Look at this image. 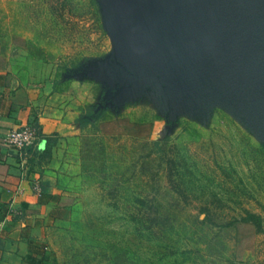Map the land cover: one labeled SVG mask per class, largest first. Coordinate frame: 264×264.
Here are the masks:
<instances>
[{"label":"rangeland","instance_id":"rangeland-1","mask_svg":"<svg viewBox=\"0 0 264 264\" xmlns=\"http://www.w3.org/2000/svg\"><path fill=\"white\" fill-rule=\"evenodd\" d=\"M137 2L0 0L1 57L51 70L81 136V179L42 242L49 263L264 264V101L245 70L248 27L225 30L217 91L166 96L148 76L152 93L138 92L119 49L144 37ZM251 69L264 95L262 39Z\"/></svg>","mask_w":264,"mask_h":264},{"label":"crops","instance_id":"crops-1","mask_svg":"<svg viewBox=\"0 0 264 264\" xmlns=\"http://www.w3.org/2000/svg\"><path fill=\"white\" fill-rule=\"evenodd\" d=\"M137 1L143 16H138L137 27L144 37L119 47L131 57V87L152 93L154 83L146 77L158 76L155 82L158 88L165 86L161 91L166 96L170 91L193 92L197 84L205 92L217 91L209 74L218 69L215 61L222 63V21L213 15L203 21L188 1ZM22 57L21 52L0 55V264H30L31 241L45 240L58 199H73L72 187L81 179V136L71 130L77 115L54 90L51 70L25 58L18 61ZM202 99L191 96L193 107ZM26 122L38 126V140L22 152L9 150L3 138Z\"/></svg>","mask_w":264,"mask_h":264},{"label":"water","instance_id":"water-1","mask_svg":"<svg viewBox=\"0 0 264 264\" xmlns=\"http://www.w3.org/2000/svg\"><path fill=\"white\" fill-rule=\"evenodd\" d=\"M182 1L190 2L203 21H206L208 18L210 19L211 15L215 17V20L222 21L225 26L223 29V36L225 39V30L228 32L231 28V23L235 25L243 23L248 27L245 70L254 79L255 89L259 99L264 101L259 79L251 69L255 49L258 48L259 42L264 37V33H262V29L264 28V0H254L255 2H253L250 8L247 6L249 0H218L215 3L205 4L198 3L195 0H169L167 4ZM165 9L163 11H165ZM228 34L231 35V32H228Z\"/></svg>","mask_w":264,"mask_h":264},{"label":"built area","instance_id":"built-area-1","mask_svg":"<svg viewBox=\"0 0 264 264\" xmlns=\"http://www.w3.org/2000/svg\"><path fill=\"white\" fill-rule=\"evenodd\" d=\"M39 138V128L31 122H26L16 128L11 129L3 138L2 144L9 150L22 152L28 147L34 145ZM35 188L40 190L39 181H35ZM23 192V187H18V193Z\"/></svg>","mask_w":264,"mask_h":264},{"label":"trees","instance_id":"trees-1","mask_svg":"<svg viewBox=\"0 0 264 264\" xmlns=\"http://www.w3.org/2000/svg\"><path fill=\"white\" fill-rule=\"evenodd\" d=\"M32 252L29 256L30 264H50L52 260L49 253L45 250V244L36 240L31 241Z\"/></svg>","mask_w":264,"mask_h":264}]
</instances>
